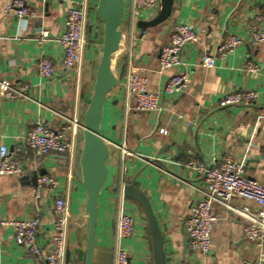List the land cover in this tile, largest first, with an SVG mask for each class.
I'll return each instance as SVG.
<instances>
[{
    "label": "crops",
    "instance_id": "0c3cea01",
    "mask_svg": "<svg viewBox=\"0 0 264 264\" xmlns=\"http://www.w3.org/2000/svg\"><path fill=\"white\" fill-rule=\"evenodd\" d=\"M9 1L0 0V80L25 89L24 95L14 98L0 94V145L15 151L24 172L0 176V219L38 216L37 239L42 247H48L53 233V199L66 197L70 212L66 250L70 253L64 264H82L73 252L78 242L83 243L82 227L87 215L86 193L78 180L81 127L72 155L37 156L28 147L25 135L38 119L52 128L67 119L80 125L83 122L96 67L93 51L101 42L102 29L95 13L98 0H87V44L78 77L74 72L63 74L59 60L62 46L57 41L73 0H28L36 9V17L20 20L6 9ZM133 7V0H124L120 49L112 62L116 74L122 70V77L108 93L103 111L101 131L109 150L108 177L97 204L92 264H114L116 220L123 210L136 220L132 236L125 241L131 262L153 264L142 208L123 194L124 184L130 182L149 197L163 235L167 264H256L264 241L260 247L256 241L246 239V218L222 205L215 203L212 207L215 220L207 254L192 255L188 248L184 253L181 227L191 203L204 187V174L189 164L191 160L209 165L229 155L240 164L245 177L264 181V43H250L247 25L254 13L264 10V0H173L170 16L144 30L137 26ZM178 23L204 29L198 40L186 44L182 52L184 65L180 69L187 70L190 77L186 88L176 96L164 97L166 106L161 112L137 111L135 99L126 89L129 66L140 67L148 79V89L161 90L170 71H159V50L169 42ZM40 31L47 32L45 41L35 39ZM230 34L244 40L233 52L220 57L217 47ZM206 55H214L213 67L202 65ZM41 56L52 61L54 74L49 79L37 73L36 63ZM246 62L256 68H246ZM250 89L259 97L249 105L218 104L233 90ZM44 174L53 177L54 184L43 186L41 195L35 198L38 178ZM229 204L246 205L253 211L258 208L254 201L237 196ZM0 262L44 264L14 244L10 228L0 230Z\"/></svg>",
    "mask_w": 264,
    "mask_h": 264
},
{
    "label": "built area",
    "instance_id": "2783aa9c",
    "mask_svg": "<svg viewBox=\"0 0 264 264\" xmlns=\"http://www.w3.org/2000/svg\"><path fill=\"white\" fill-rule=\"evenodd\" d=\"M133 17L136 20L150 19L158 13L160 0H133ZM8 11L14 12L17 20L22 18L36 17V9L29 5L28 0H10L6 5ZM87 0H73L68 6L62 30L57 41L62 50L60 65L65 76L74 72L76 77L86 48V10ZM248 25V40L252 44L264 43V10L254 13ZM170 34L169 42L159 50L158 69L169 70L161 90L148 89L147 77L142 73L140 67L130 65L126 74V89L130 96L135 99V109L143 112H161L165 108L164 97L180 94L190 79L185 69H180L184 62L181 59L184 47L188 43L196 42L199 34L204 29H196L189 23H178ZM48 37L46 31H40L36 36L38 42L45 41ZM244 39L241 36L230 34L217 47L216 54L224 57L227 53L241 44ZM36 70L40 77L49 79L54 74L52 61L46 56L38 58ZM202 65L213 67L215 65L214 55H206ZM246 68L254 70L256 67L251 62H246ZM25 87L15 88L7 80H0V94L4 97L14 98L24 95ZM259 94L255 90H233L219 100L220 106L249 105L256 101ZM81 127L74 119H67L57 128H52L38 119L33 127L26 133L25 140L28 147L37 156L49 154L72 155L76 134ZM122 156L126 151L120 148ZM199 173H203L204 187L200 189L199 198L191 203L188 218L184 221L187 236V248L193 254H207L210 249V237L215 216L212 207L215 203L222 205L246 218L247 225L244 226L243 234L246 239L256 241L261 247L264 241V181L258 182L243 175L240 164L231 156L227 155L220 161H214L205 165L197 160L189 163ZM24 172V164L16 156L15 151L0 145V176L10 174H21ZM54 178L50 175H42L38 178L34 197L37 198L43 186H52ZM241 197L254 201L258 208L251 210L248 206L232 207L229 200L232 197ZM54 217L53 233L51 243L48 247H42L37 239V230L40 225L38 216L21 219H0V230L10 228L12 239L16 246L25 249L38 261L44 264H64L66 252V230L70 216L68 200L64 196H55L51 205ZM116 220V249L114 264H133L130 260L125 241L134 232V215L127 210L120 211ZM256 264H264V249L259 252ZM0 264H2L0 262Z\"/></svg>",
    "mask_w": 264,
    "mask_h": 264
},
{
    "label": "water",
    "instance_id": "95a60500",
    "mask_svg": "<svg viewBox=\"0 0 264 264\" xmlns=\"http://www.w3.org/2000/svg\"><path fill=\"white\" fill-rule=\"evenodd\" d=\"M172 5L173 0H160L158 13L150 19H139L137 26L144 30L147 27L161 24L170 16ZM95 10L102 29L100 34L101 42L93 51L96 67L91 83V97L83 113V122L81 123L82 140L79 155L80 174L78 177L79 183L86 193L84 212L87 215L86 223L82 227L84 230L83 243L78 242L77 247L73 249V252L77 254L78 261L82 264H92L96 217L98 215L97 204L108 177L106 159L109 150L103 137L101 126L106 97L117 86L122 77V70L116 74L112 62L114 55L120 49L124 0H98ZM34 178L33 181H35ZM123 194L125 197L136 201L142 208L151 238L153 264H167L163 235L149 202V197L131 182L124 184ZM181 233L184 235L183 250L185 253L188 235H186L183 225ZM69 253L70 251L66 250L65 259L68 258ZM242 264L248 263L244 262Z\"/></svg>",
    "mask_w": 264,
    "mask_h": 264
},
{
    "label": "rangeland",
    "instance_id": "374dc122",
    "mask_svg": "<svg viewBox=\"0 0 264 264\" xmlns=\"http://www.w3.org/2000/svg\"><path fill=\"white\" fill-rule=\"evenodd\" d=\"M81 136V135H80ZM134 203H135V205H136V202L135 201H133ZM135 219V218H134ZM135 224H136V220H135V223H134V228H135Z\"/></svg>",
    "mask_w": 264,
    "mask_h": 264
}]
</instances>
